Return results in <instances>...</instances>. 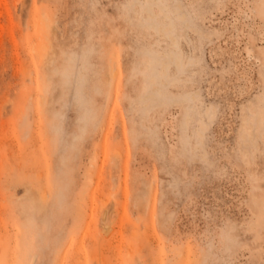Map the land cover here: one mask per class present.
Returning <instances> with one entry per match:
<instances>
[{"label": "rangeland", "instance_id": "374dc122", "mask_svg": "<svg viewBox=\"0 0 264 264\" xmlns=\"http://www.w3.org/2000/svg\"><path fill=\"white\" fill-rule=\"evenodd\" d=\"M0 264H264V0H0Z\"/></svg>", "mask_w": 264, "mask_h": 264}, {"label": "bare ground", "instance_id": "6f19581e", "mask_svg": "<svg viewBox=\"0 0 264 264\" xmlns=\"http://www.w3.org/2000/svg\"><path fill=\"white\" fill-rule=\"evenodd\" d=\"M170 12V10H169ZM164 12L165 17L167 18L159 26H154L156 31L160 36L164 38H169L170 42L167 48H165L164 53L159 56H152L151 59L148 58L147 64L150 70L148 71L149 79H151V84L158 82L160 79L166 82L165 85L171 84L174 80L178 79L177 76L172 75L169 77V66L173 64L176 66L178 73H182V68L184 67L182 62V53L179 48L180 34L177 31L176 21L172 18L171 14ZM175 14L180 15L179 11H174ZM144 54H148V51H144ZM155 94H158V91H154Z\"/></svg>", "mask_w": 264, "mask_h": 264}]
</instances>
